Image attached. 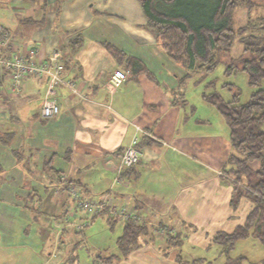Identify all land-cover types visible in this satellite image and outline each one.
<instances>
[{"label": "crops", "instance_id": "1", "mask_svg": "<svg viewBox=\"0 0 264 264\" xmlns=\"http://www.w3.org/2000/svg\"><path fill=\"white\" fill-rule=\"evenodd\" d=\"M46 1L43 11L42 0H0V7L15 3L17 24L5 27L19 43L36 44L37 59L57 51L63 76L76 92L56 86L59 111L51 118L39 113L43 76L26 78L17 95L0 101V132L13 133L10 144L0 142V247L30 246L26 237L33 229L34 244L46 251L39 264H77L85 254L91 264L94 259L96 264H176L179 249L164 256V237L157 229L178 231L185 246L205 250L214 233L231 232L243 223L250 201L242 197L236 208L230 205L232 185L223 172L231 152L228 130L205 129L202 124L211 125L209 119L189 115L187 102L181 104V65L161 51L144 27L139 2L60 0L57 10L56 0ZM253 8L250 18H255ZM77 33L82 42L75 49ZM104 43L139 59L151 76H132ZM114 69L128 72L116 87L109 83ZM133 140L141 156L122 169L121 182H114L121 151ZM49 156L57 174L43 167ZM64 183L87 198L108 193L140 213L148 233L139 246L126 257L116 245L114 252L102 245L90 250L80 235L87 226L78 230L72 224L85 213ZM96 217L114 227L106 210L89 223ZM110 254L114 256L107 261Z\"/></svg>", "mask_w": 264, "mask_h": 264}, {"label": "trees", "instance_id": "2", "mask_svg": "<svg viewBox=\"0 0 264 264\" xmlns=\"http://www.w3.org/2000/svg\"><path fill=\"white\" fill-rule=\"evenodd\" d=\"M137 1L145 17L144 27L154 35L161 51L171 61L187 69L211 71L218 57L229 52L236 38L243 45L242 54L231 59L227 69L239 68L247 74L249 85L255 88L249 99L243 103L238 102V92L229 100H224L217 92L203 95L204 100L215 107L228 130L231 152L223 172L230 177L232 185L229 203L236 208L242 197L250 201V208L243 223L236 225L231 232L217 231L212 236V242L219 248V254L225 257L223 264H242L244 255H229L236 241L252 238L264 246V87L259 86L264 79V15L251 20L250 11L255 6L254 0ZM59 3L60 0H56L57 10ZM47 5L48 2L42 0L43 11ZM240 7L246 9L247 21L244 25L235 27L234 13L235 9ZM23 20L31 21L32 18L25 17ZM81 42L82 37L77 33L73 39L74 48L79 47ZM104 45L119 64L125 63V68L132 76L140 72L151 76L139 59L125 55L110 43ZM187 76L188 73L183 79ZM185 101L182 99L181 104ZM12 137V132H0V142L3 144H10ZM12 153L17 157L15 149H12ZM52 160L53 156L44 159L43 167L52 174H57L51 166ZM90 219L85 215L78 221ZM117 221L120 220L108 215L110 225ZM147 233L148 225L145 222L124 221L122 231L115 240L117 250L126 257L131 250L139 246L140 237ZM163 237V255L171 248L179 249L175 256L176 264H200L205 261L202 257L192 260L183 258L180 252L183 239L178 231ZM99 256L98 254L95 258ZM113 256L107 255L105 259L108 261ZM97 261L94 259L92 263ZM250 264H264V255L259 261H251Z\"/></svg>", "mask_w": 264, "mask_h": 264}, {"label": "rangeland", "instance_id": "3", "mask_svg": "<svg viewBox=\"0 0 264 264\" xmlns=\"http://www.w3.org/2000/svg\"><path fill=\"white\" fill-rule=\"evenodd\" d=\"M26 2L29 3V1ZM14 7V2H9L6 4V6L0 7V23L4 26L14 28V26L17 24V18L14 16L13 11ZM164 7L167 8L168 6ZM244 10V8L235 9V27L244 25L246 23L247 16L244 15ZM252 14L253 17L259 16L261 14L264 15V2L255 0V6L252 10ZM253 19L255 18H251V20ZM242 50L243 45L236 38L233 41L229 52L221 54L218 57L215 67L208 72L192 71L181 65V96H183L182 98L187 102V109H192L191 111L188 110L189 115H194L197 117L201 114L202 116L204 115L209 119L211 125L202 124V127L205 129L211 128L213 130L214 127H216V129L224 127V129L227 131V127L225 126L222 117L216 111L215 107L204 100V94L217 92L221 98L224 100H229L232 98L234 93L238 92V102L243 103L249 99L250 93L253 91V89H255L249 85L247 74L243 70L239 68H233L231 70L227 69V66L230 65V60L240 56L242 54ZM186 73H188V76L183 79V76ZM259 86L262 88L264 87V79L261 80ZM84 216L85 215L82 214V217ZM78 219L79 218H76L75 220ZM28 223H30V225L32 224L31 221H28ZM113 226L114 227H110L103 217L94 218L84 229V233L80 234L83 237V243H85L90 250L102 245L110 246L108 247L109 250L114 252L116 250L114 247L115 240L121 233L122 224L120 222H116ZM51 227L52 229H49L55 232L56 228L52 225ZM36 237L37 236L33 229H31L28 231L26 237L27 242H31L30 246H11L9 248L0 247V264H39L44 257L42 253H46V251H44L41 246H36V244H34ZM185 242H187V240L183 238L181 253L184 259L192 260L197 257H202L205 258V261L200 264L224 263L225 257L219 254V248L215 244L210 245L205 250H199L197 247L191 245L185 246ZM240 254L245 256L242 264H250L251 261H259L262 258L264 255V246L252 238L240 239L235 242L229 255L235 257ZM86 255L87 254H85L84 258L80 259L77 264H91L89 260H87Z\"/></svg>", "mask_w": 264, "mask_h": 264}, {"label": "built area", "instance_id": "4", "mask_svg": "<svg viewBox=\"0 0 264 264\" xmlns=\"http://www.w3.org/2000/svg\"><path fill=\"white\" fill-rule=\"evenodd\" d=\"M37 53L36 44L29 43L24 45L19 43L7 27L0 23V101L3 97L17 95L20 92L21 82L26 78L43 76L46 85L39 113L42 117L51 118L59 111L55 97L56 86L65 85L73 92H76V89L71 80L64 78V65L57 51L52 50L43 59H37ZM127 76V71L114 69L109 76V83L116 87ZM135 143L136 140H133L123 150L115 177L113 178L114 182H121L122 169L132 165L141 156V151L136 147ZM64 185H66L65 188L70 196L75 200L77 207L91 219L106 210L109 216L120 221L145 222L140 213L128 208L124 203L112 198L108 193H105L99 199L87 198L83 197L73 184L64 183ZM89 221H75L72 224L76 229L81 230L89 224ZM156 233L164 236L165 234H174L175 231L163 227L157 229Z\"/></svg>", "mask_w": 264, "mask_h": 264}]
</instances>
